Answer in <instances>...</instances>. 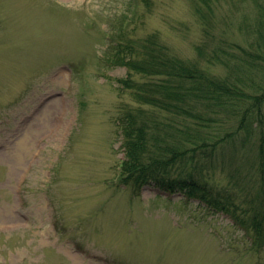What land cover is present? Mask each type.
<instances>
[{
  "label": "rangeland",
  "instance_id": "374dc122",
  "mask_svg": "<svg viewBox=\"0 0 264 264\" xmlns=\"http://www.w3.org/2000/svg\"><path fill=\"white\" fill-rule=\"evenodd\" d=\"M207 2L0 0V264H264V244L229 215L151 185L134 194L118 179V120L138 103L119 83L126 68L107 63L105 50L155 34L199 66L215 46L237 53L255 6ZM231 78L251 91L264 75L239 67ZM218 124L211 133L223 137L237 121ZM232 140L201 178L255 195L257 149L240 132Z\"/></svg>",
  "mask_w": 264,
  "mask_h": 264
},
{
  "label": "trees",
  "instance_id": "16d2710c",
  "mask_svg": "<svg viewBox=\"0 0 264 264\" xmlns=\"http://www.w3.org/2000/svg\"><path fill=\"white\" fill-rule=\"evenodd\" d=\"M200 1L209 7L207 0ZM242 1L253 4L256 11L252 26L246 31V45L233 44L237 53L224 56L219 55L220 50L226 52L224 46L213 47L206 56L207 66L171 54L155 34L138 42L119 39L104 53L107 63L126 68L127 77L119 83L138 103L137 107L126 108L118 120L123 150L119 182L136 194L144 185L169 193L182 192L212 211L229 215L236 225L251 231L253 243L261 246L264 244V80L256 84L259 90L247 91L239 87L237 79L232 81L231 76L239 67L255 68L264 75V3ZM198 53L202 55L203 49ZM208 63L224 65L228 74L211 73ZM131 75L146 80L136 81ZM245 99H249L247 104H243ZM173 117L177 121H171ZM233 118L237 121L233 131L226 129L223 137L212 135L214 124L219 122L220 129V123ZM239 132L242 141L250 140L255 145L259 161L258 191L243 198L230 189H215L207 179L201 178L202 168L213 167L215 158L228 148L225 143H232ZM236 150L233 148V152Z\"/></svg>",
  "mask_w": 264,
  "mask_h": 264
}]
</instances>
